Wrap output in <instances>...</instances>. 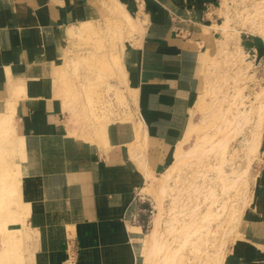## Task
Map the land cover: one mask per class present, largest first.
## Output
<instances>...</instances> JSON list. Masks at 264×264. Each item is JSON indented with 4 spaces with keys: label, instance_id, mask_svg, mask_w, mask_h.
Wrapping results in <instances>:
<instances>
[{
    "label": "crops",
    "instance_id": "crops-1",
    "mask_svg": "<svg viewBox=\"0 0 264 264\" xmlns=\"http://www.w3.org/2000/svg\"><path fill=\"white\" fill-rule=\"evenodd\" d=\"M122 1L144 23L137 46L127 52L138 90V121L146 131L144 150L128 155L143 168L86 140L67 139L62 103L49 87L68 29L97 15L101 0H0V103L10 98L15 133L34 137L39 167L30 182L36 180L42 190L40 198L29 199L35 212L25 223L34 242L23 264H64L69 244L77 264L138 262L131 227L144 232L145 202H152L142 194L148 183L144 169L159 176L174 160L190 109L191 67L213 45V35L202 29L214 25L205 24V18L217 0ZM247 44L264 48L253 40ZM14 79L19 80L11 97ZM243 215L240 236L227 249L224 264H264V130L251 203Z\"/></svg>",
    "mask_w": 264,
    "mask_h": 264
},
{
    "label": "rangeland",
    "instance_id": "rangeland-1",
    "mask_svg": "<svg viewBox=\"0 0 264 264\" xmlns=\"http://www.w3.org/2000/svg\"><path fill=\"white\" fill-rule=\"evenodd\" d=\"M226 3H228V5L231 4L230 5L231 9L233 10V12L236 13V12H240L241 10L250 11V9L252 10V7L255 5V3L256 4L264 3V0H259V1L258 0L256 1L255 0H236V1L217 0L216 2H214V6L213 7L211 6L210 10L207 12L209 15L205 18V24L207 25L214 24V25L209 30H206V27L203 28L202 32L204 34L213 35V43H212L213 45L212 47H210V49L206 48L202 52H200L199 56H197L195 65L191 67V69H193V72L191 73L193 86L192 89L189 90V93L191 95L188 103L190 109L186 116L187 122L185 124L183 137L175 148L174 160L171 163V165H173L176 161V152L179 148L187 149L199 139V133L201 131L199 132L195 131L196 133L197 132L198 133L197 134L195 132L191 133L190 136H188L187 138L185 136H186V130L188 124L190 122L200 123V121L204 118L205 113H207V109L212 104V100L215 98L214 94L212 93L209 94L207 92L208 80H209L208 76L214 75L215 71H217V74L220 73L221 76H223L224 78L219 80L220 83H225L227 81L224 96L227 97L232 94V87L235 84L234 80L232 79L233 77L232 75L235 74L234 66L231 63L232 52L234 53L237 49L243 47L246 50V52L252 57L251 59L254 65H252L249 68V72L250 74H254L255 80L249 79L250 81L249 80L245 82L240 81L237 84L238 86L241 87L246 86L243 90V93L246 96H249L250 101L249 100L246 101L248 105L256 101L255 92L259 91L260 86H264V48L254 50L251 49L247 44V41L253 40L255 43L260 45V47H262L264 45V32L259 35H254L250 32L248 24H241L238 25L239 30H241L239 38L230 39L228 41V44L226 45L222 43L221 41L223 36L221 34V31L218 29V27H220L224 23L225 16L223 12V7L226 5ZM109 4H110L109 0H101V4H100L101 10L99 11V13L93 16L88 21H85L81 23L79 26L74 27L69 32L68 38L63 43V48L60 49L59 59L55 62L54 66L53 65L51 66L53 81L51 80L49 81V87L50 89L53 88L54 90L53 98L59 100L62 103V108L65 113L63 119L65 121V126H66V131L64 136L67 137V139L73 138L78 141L86 140L87 143L98 146L104 153L112 154L117 157H122L125 160H128L130 163H132L133 160L129 159L128 153L129 152L133 153L134 150L137 151L144 150L146 146V142L144 139L146 131H145V126L140 125L138 121L141 115L138 111V90L135 88L136 81H134V78L131 76V73H129L130 72L129 63H128L129 59L127 52L132 50L134 46H137V43H135L134 41H139L143 33L142 34L139 33L138 29H132V27L128 25L126 20L123 21L122 23L116 20L113 17V15L110 13L109 8L107 7L109 6ZM128 10L131 13V16L133 15L132 17L136 21H141L138 17H135L136 15L134 14L133 11L130 10V8H128ZM141 23H143V21H141ZM226 53H229V55H226ZM224 67L226 71H224ZM243 68L246 69V66ZM122 71L124 73L125 72L127 73L126 78L122 73ZM17 80L19 79H14L13 81L11 80L9 83V91H10L9 95L11 97L14 96V88L16 85H18ZM17 93H19V91H17ZM5 104L6 106H4ZM5 104L4 102L2 103V109L0 110V114H1L0 115L1 117L0 119V264H10V263L15 264L16 259L18 261H22L23 264V262L26 259V255L29 256L33 250V242H34L33 233L31 234V238H29L30 229L29 228L27 229L25 223L24 225H22L24 234H22L21 238L19 237L20 240H18L16 239L15 236L13 237L8 234V229H10V227H20V225L19 224L12 225L8 221L9 224L7 226L6 224H3V218L6 220H11V218L13 219L18 217L19 218V220L17 219L18 221L24 222L26 219L27 220L29 219L32 210L33 212H35V209L32 208L31 206L32 202L29 199L32 196H34L35 198H38L37 196H39L40 198L41 195L40 193L38 195V192H40L41 189L38 188V186L36 185V180L30 182V179L35 178L33 174L35 170L39 167V163L34 159L36 148L34 147L28 148L26 151L23 152L20 149H17L16 144L14 145L15 140L12 138L13 137L12 132H10L9 130L7 132H4V129L7 128L3 127L2 119L5 118L6 115H9L10 112H11L10 114H13L12 109L14 106V104L10 101V98L9 100L8 99L6 100ZM5 109H7L6 112ZM253 117L252 120H254L255 118ZM12 120H13L12 124H14L15 129L18 132V128H17L18 125L14 115ZM212 125H213L212 122L205 125V129L207 128L208 131L211 133V135H213V141H217L219 139L225 138L226 135L231 132V129H228L229 132L228 130L216 132L213 128L211 129ZM203 127L204 124L201 126V130ZM247 129L245 131V134L250 135L251 129L249 128ZM263 130H264V125H263ZM241 139H242L241 137H237L236 139H234L235 141L233 140L234 142L233 141L231 142V145H229L230 149L228 148V152H227L228 154L230 153L229 156L230 155L231 156L230 157L228 155L226 156L229 159L232 157L231 159L232 160L235 159L233 160L235 161V163L238 162V164H240L238 165L239 167L237 166L238 169L249 168L250 178H249V185L247 187L248 188L247 192H248V196L251 198L252 182L260 153L256 156H251L250 160L243 159L242 161V159L240 158L243 155V152L240 149ZM60 147H61L60 163L61 165H63L64 163H66L65 160L66 154L64 148L65 146L61 145ZM208 159H206L207 161L205 159L199 160L200 164L198 162L195 168L192 166L190 167L185 166L186 169H184L185 168L184 163H182L181 167L183 169L181 168L180 169L181 171L178 170L176 172L177 174L181 173L180 176L181 178L183 177L182 181L181 179L178 181V184L180 183L179 185L181 186V188L182 187L184 188L185 185L184 182H186L185 179L186 178L188 179V176L189 179L187 180V182L194 180L196 174L195 169H199L198 168L199 165L200 167H203L206 170H208L209 168L210 173H208V175L210 176L217 175L218 172L216 166L219 165L221 158L218 159L216 158L218 162L213 156ZM134 164L136 166L135 161ZM205 165L207 166L206 168ZM136 167L143 168V166L140 167L136 166ZM213 168L215 169V171ZM226 170H229V168L227 167ZM164 172H162L161 174H163ZM25 179H28L27 183L29 185L26 188V190L23 189V184L25 183ZM199 181L202 182L199 183ZM197 182L199 184H202L204 181L203 179L200 178L197 180ZM205 184L207 185V187L206 185L205 186L203 185L205 189L211 186L210 182L205 181ZM231 191L234 192L232 193ZM220 192L221 190L218 187L215 196H218ZM229 192H228L229 194L224 195V197L222 195L221 199L219 198L216 205H214L216 207L218 204L221 205L227 203L226 204L227 207L225 205L226 214L223 219L222 218L216 219L210 224L211 228H209L210 231L209 234L211 232L213 234L211 233L212 235L211 234H210L211 236L209 235L210 239L208 238V240H211V242H209L207 245L209 246V244L211 243L212 245L211 244L210 245L213 247L217 242V239H221L219 240V242L225 241L226 243L223 242V246H222L224 250L223 251L224 257H226V252L229 246L237 238H239V234H240V230H239L237 234L234 233L231 235L228 234L229 235L228 236L225 235V231L230 227V224L233 223L235 225L236 220L238 219L239 214L241 212V210H239L238 208L240 207V209H243L242 212H245L248 207L247 206L245 208H241L240 203L237 201L238 200L237 195L239 196L240 190L238 191V189L232 188ZM186 193L187 192H183V194ZM231 193L234 195H231ZM199 196L194 199L196 200V202H194V200L191 202L189 201L186 202L185 201L186 197H184L183 201H185L186 206L183 203V201H180L179 205L185 206L186 209H189L188 208V206H190L189 204H193V205L195 204L194 206L191 205L190 208L197 207L198 210L197 215L200 216L199 218L197 216L196 219L203 220V214L208 210V208L214 209L215 207L214 206L210 207V204L204 201L203 196L202 195ZM235 197L237 198L235 199ZM153 200L154 199L152 198L151 203L147 201L145 203L151 204L154 208L156 203ZM200 200L201 202L199 204L198 201ZM203 203L205 207L202 205ZM172 206L173 204L171 202V198L166 197L164 199V207L166 211L172 208ZM157 212L158 211L155 210L154 215ZM152 217L153 218L150 219L149 225L144 228V233L146 235L150 234L154 228V223H153L154 216ZM186 218L187 217H185L183 220H185ZM136 221L139 222L140 218L138 219L137 217ZM220 221L222 224L220 223ZM219 225H220V229L218 230L219 232H217ZM161 231H163L162 228ZM217 233L218 235H220L221 233L222 234L220 235L221 237L219 236L218 238ZM177 235L179 236L178 231H176L175 239ZM173 236L174 234H167L166 239L170 242L171 245L176 246L177 245L176 243H178L180 240L176 239L178 241L177 242L175 239H173L172 241ZM10 237H13L11 239L13 241H16L18 247H14L11 245L12 243L8 242V240H10ZM223 237H225L224 238L225 240L223 239ZM169 239H171V241ZM174 240L176 241V243H173L175 242ZM198 244L199 243H197L196 245L197 248L188 247L185 250H183L184 252L182 251L181 254L184 256L182 255L180 256V264H189L191 261L193 262V264H196L198 261H196L195 263L196 259L192 260V256L194 258L197 257L198 259V257L201 255L205 257V258L202 257L204 260L206 259L208 261L210 260L211 258L210 256H212L211 253L215 249H212V247L209 246L207 247V250H205V252L202 251L201 253L202 247L199 246ZM137 249H138L137 264H144L145 256L147 253L145 239L143 240V242H141V244L137 245ZM198 251H200V254L197 253L198 255L195 256L196 252ZM207 251L209 252L210 255L207 254ZM189 253L191 254V256ZM15 254L16 255L19 254L18 255L19 257L18 256L15 257ZM186 257L190 261L188 259L186 260ZM183 258L184 260L182 261ZM11 259H12L11 262L8 261Z\"/></svg>",
    "mask_w": 264,
    "mask_h": 264
},
{
    "label": "bare ground",
    "instance_id": "bare-ground-1",
    "mask_svg": "<svg viewBox=\"0 0 264 264\" xmlns=\"http://www.w3.org/2000/svg\"><path fill=\"white\" fill-rule=\"evenodd\" d=\"M109 3H110L109 6H107L108 4L106 6L109 8L110 13L113 15V17L116 20H118L121 23L126 20L128 25L130 27H132V29H138L139 33H142V24L140 23V21H136L131 16V14L126 10L125 5L120 0H109ZM229 3H231V2H229ZM235 3H237V2H235ZM230 5H228V3H226V5L223 7L225 20H224V23L220 27L217 26L218 29L221 31V34L223 36L222 41H221L222 43H224L226 45V44H228V41L230 39L239 38L241 30H239L238 25H241V24H248L250 32L254 35H259V34H262L264 32V3H257V4L255 3V5L252 7V10L251 9H250V11L241 10L240 12H236V13L233 12ZM242 8H243V6H242ZM244 8H245V6H244ZM240 9H241V7H240ZM74 27H77V26L71 25V27L68 29V31L70 32ZM245 27H246V25H245ZM230 52H232V51H230ZM231 54H232L231 63L234 66V72H235V74L232 75L233 76L232 79L234 80V83H235L234 86L232 87V94L227 96V97L224 96L227 81L225 83H220L219 80L224 79V78H223V76H221L220 73L217 74V71H215L214 75L208 76L209 80H208L207 92L209 94L212 93L215 96V98L212 100V104L207 109V113H205L204 118L200 121V123L190 122L188 124L185 137L187 138L188 136H190L191 133H194L195 131H198V132L201 131L199 133L198 141H196L191 146L189 145L190 147L187 149L179 148L176 152L175 163L173 165H170L165 170V172L163 174H161L159 177L154 176L152 174V172L148 170V168L144 169V171L146 173V177L148 179V183H147V186L142 190V192H143L142 194H148V195L150 194V196H152V198L154 199L153 201H155V203H156L154 206V212H155V210L158 211L157 213H155V215L153 213L154 228L150 234L146 235L144 232H142V230L139 226L131 227V230L133 233L134 243L139 245V244H141V242H143L144 239L146 240L147 253L145 256L144 264H180V256L182 255L181 253L186 248H188V247L197 248L196 245H197V243H199L198 245L202 247V249L200 247L201 253H202V251L205 252V250H207V247H209V246L212 247L211 243H210L211 245L209 244V246H207L208 243L211 242V240H208V238L210 239V236L213 234L212 232H211L212 234L210 233L211 235L209 234V232H210L209 228H211L210 224L216 219H221V218L223 219L225 217V214H226L225 205L227 203L226 204L220 203L221 205L218 204L216 207L214 205H216L219 198L221 199L222 195L224 197V195L229 194L230 193L229 191L232 188L238 189V191L240 190L239 196L237 195V197H238L237 201L240 203L241 208H245V207L249 206L251 203V198L248 196V192H247L248 191L247 187L249 185V178H250L249 168H239L238 169V167H239L238 165H240V164H238V162H236L237 163L236 164L235 161H233L235 159L232 160L231 159L232 157L229 159L226 155L229 156L230 153L229 154L227 153L229 145H231V142L234 139H236L237 137L242 138L240 141V144H241L240 149L243 152V155L240 157L242 159V161H243V159L244 160L245 159L250 160L251 156H256L260 153L261 144H262V135H263V125H264V86H260L259 91L255 92V100L256 101L254 103L252 102L251 104L248 105L246 101L249 100V96H246L243 93V90L246 86L241 87V86H238L237 84L240 81L245 82L249 79L255 80L254 74H250V72H249V68L252 65H254L253 61L251 59L252 57H251V55H249L246 52V50L243 47H240L234 53L232 52ZM226 55H229V53H226ZM225 61H228V60H225ZM221 62H222V60H221ZM245 66H246V69L243 68ZM224 71H226L225 67H224ZM122 73L124 74V76L126 78L125 73L123 71H122ZM126 83H127V80H126ZM228 89H229V87H228ZM8 103H7V105H8ZM1 109H2V104L0 103V110ZM10 113H9V115H6V117L2 119V122H3V127L7 128V129H4V132H7L8 130L10 132H12V134H13L12 138L15 140L14 145L16 144L17 149H20L21 151L24 152L28 148H32V147L37 148L36 144L33 142L34 137L26 136V135H18L17 133H15V126H14V124H12L13 114H10ZM2 117H4V116H2ZM252 117L254 118V120H252ZM0 119H1V117H0ZM211 122L213 123L211 129L213 128L216 132L217 131H219V132L220 131H226L228 129H231V132L228 133L225 138L219 139L217 141H213V135H211V133L208 131L207 128L205 129V125H207ZM203 124H204V127L201 130V126ZM247 128L251 129L250 135L245 134V131ZM228 132H229V130H228ZM212 156L215 159L221 158L219 165L216 166V169L218 172L217 175L216 176L215 175L214 176L208 175V173H210L209 168H208V170H206L203 167H200V165H199V167H198L199 169H195L196 174H195L194 180L187 182V180L189 179V176L187 175L188 179L187 178L185 179L187 183L184 182V180H183L185 185L183 183L184 188L182 187L183 188L182 189L181 186L179 185L180 183L178 184V181L180 179L182 181L183 177L181 178V176H180L181 173L180 174L176 173L178 170H180L182 168L181 167L182 163H184V167L185 166H189V167L192 166L195 168L197 166L199 160H202V159L206 160L208 158H211ZM135 159H137L139 166H142V162L140 160H138L137 157H135ZM217 159H216V161H217ZM208 160H210V159H208ZM217 162H215V163H217ZM240 163H241V161H240ZM199 164H200V162H199ZM206 167L207 166L205 165V168ZM227 167L229 168V170H226ZM241 167H242V164H241ZM184 169H186V167ZM210 170H211V168H210ZM214 171H215V169H214ZM14 172H15V170H14ZM214 173H212V174H214ZM200 178L203 179V181H204L202 184H199L202 181H199V183L197 182V180ZM205 181L211 183L210 184L211 186L207 189H205V187H204L206 185ZM206 187H207V185H206ZM218 187L220 188L221 192L218 196H215V193H217ZM183 192H187V193L183 194ZM232 193H231V195H234ZM199 195L203 196L204 201L209 203L210 207H212V206L215 207L214 209L208 208V210L203 214V220L196 219V217L198 216L197 215L198 210H197V207H193L195 204L194 205L189 204L190 205V206H188L189 209H186V207H185L186 206L185 201L191 202L195 198H197ZM166 197L167 198L170 197L171 202L173 204L172 208H170L168 211H166V209L164 207V199ZM184 197H186L185 201H183ZM237 197H235V199ZM180 201H183L185 206L179 205ZM194 202H196V200H194ZM198 202L200 204L201 200ZM191 205H193L192 206L193 208H190ZM202 205L204 206V203ZM205 205H207V204H205ZM226 207H227V205H226ZM238 209L241 210L240 214L238 213L239 217L236 220L235 225L232 223L233 225L230 224V227L228 226L229 228L226 229L225 235H228V234L231 235L233 233L234 234L238 233L239 225L241 224V221H242L243 216H244L243 215L244 212H242L243 209H240V207ZM199 214H200V212H199ZM199 216H198V218H199ZM183 217L184 218L187 217L189 219L186 218L187 220L186 219L183 220L184 219ZM7 219H8V217H7ZM17 219L19 220L18 217L13 218V219L11 218V220H6L3 218V224H6L7 226L9 224V222L12 225L13 224L14 225L19 224L20 227H10V229H8V234L13 236V237L15 236L16 239L20 240L21 235L24 234V230L22 228V225L25 224V221L24 222L18 221ZM220 223H221V221H220ZM218 224H219V222H218ZM218 224H217V227H218ZM161 228L163 229V231H161ZM201 228H203V229H201ZM219 229H220V225H219V228L217 229V232H219L218 231ZM25 231H26V228H25ZM176 231H178V233H179V236L177 235V237H176V239L180 240L179 242L175 239ZM25 233H27V232H25ZM167 234H174V236L172 237V241H173V239H175L178 242V243H176V241L174 240L175 242H173V243H176L177 244L176 246L171 245L170 242L166 239ZM220 235H222V234L220 233ZM220 235H218V233H217L218 238ZM207 236H209V237H207ZM13 237H10V240H8V242L12 243L11 244L12 246L18 247V244L16 243V241H13L11 239ZM216 238H215V241H216ZM224 238L225 237H223V239ZM226 238H227V236H226ZM169 240L171 241V239H169ZM219 240H221V239H217V242H219ZM212 241H214V240H212ZM223 242H225V241H221V242L217 243V245L215 243L216 246L215 245L213 246L215 248L212 247V249H215V250L212 251V253H211L212 256H210L211 257L209 260L210 262L207 259L206 260L208 262L206 260H204L202 258L204 256H201V255L198 257V259H197V257L194 258L192 256V260L196 259L195 263H196V261H198L196 264H224L225 257L223 254L224 250L222 247ZM224 247H225V245H224ZM194 251H196V250H194ZM197 253L200 254V251L196 252V255L194 253V255L197 256L198 255ZM207 254L210 255L208 251H207ZM18 255L15 254V257ZM9 256H10V254H9ZM182 256H184V255H182ZM190 256H191V254H190ZM187 259L188 258L186 257V260ZM183 260H184V258L182 259V261ZM8 261L11 262L12 259L8 260ZM191 262L189 264H193V262L192 263ZM187 263H188V261H187ZM15 264H22V261H18L16 259Z\"/></svg>",
    "mask_w": 264,
    "mask_h": 264
},
{
    "label": "built area",
    "instance_id": "built-area-1",
    "mask_svg": "<svg viewBox=\"0 0 264 264\" xmlns=\"http://www.w3.org/2000/svg\"><path fill=\"white\" fill-rule=\"evenodd\" d=\"M154 213V208L151 204H149V208L144 210V216H146L145 220L142 222L144 227L148 226L150 223V219L152 218ZM136 218L134 221L136 222ZM65 264H77V252L72 244H69V249L67 252V260Z\"/></svg>",
    "mask_w": 264,
    "mask_h": 264
}]
</instances>
